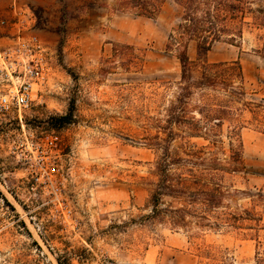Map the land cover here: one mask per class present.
<instances>
[{
	"label": "rangeland",
	"instance_id": "rangeland-1",
	"mask_svg": "<svg viewBox=\"0 0 264 264\" xmlns=\"http://www.w3.org/2000/svg\"><path fill=\"white\" fill-rule=\"evenodd\" d=\"M124 1L0 0V97L24 80L26 57L48 67L19 117L0 113V264H254L264 258V199L252 203L264 197V28L213 44L203 60L222 66L208 76L226 80L202 86L194 44L187 80L169 48L172 2L147 19L120 12ZM45 135L66 169L54 192L26 179L20 156ZM186 154L214 161L231 208L261 221L174 229L168 198L150 219L158 163Z\"/></svg>",
	"mask_w": 264,
	"mask_h": 264
},
{
	"label": "trees",
	"instance_id": "trees-1",
	"mask_svg": "<svg viewBox=\"0 0 264 264\" xmlns=\"http://www.w3.org/2000/svg\"><path fill=\"white\" fill-rule=\"evenodd\" d=\"M174 7L176 24L168 35L169 48L174 49L181 67V78L190 77V61L187 56L189 45L194 44L201 63L202 86L222 84L223 77L208 76L212 67L221 64H207L203 59L212 45L219 42L233 44L242 36L245 26L253 25L264 28V0H170ZM160 0H131L120 3V12L130 9L140 18L152 19L159 11ZM250 20L248 23L246 20ZM225 40V41H224ZM240 75V67L235 63ZM221 76V75H220ZM220 78V79H219ZM64 120H68L65 117ZM178 156L162 159L157 169L160 173L158 185L150 195V219L156 220L164 213L159 209L163 198H168V226L187 228L194 219V226L199 229L214 231L239 229L244 221L258 224L261 217L249 210H233L229 200H233L232 185H220L219 171L214 161ZM232 172L241 166L239 155L233 153ZM254 204L263 203L264 197L256 195ZM225 264V262H222ZM254 264H264V258L256 253Z\"/></svg>",
	"mask_w": 264,
	"mask_h": 264
},
{
	"label": "built area",
	"instance_id": "built-area-1",
	"mask_svg": "<svg viewBox=\"0 0 264 264\" xmlns=\"http://www.w3.org/2000/svg\"><path fill=\"white\" fill-rule=\"evenodd\" d=\"M13 13L16 7L12 4L10 7ZM39 54H46L39 44L36 46ZM23 59L20 68L23 70L24 80L18 85H12L6 94L0 97V113L8 115L13 111L18 113L32 102L34 86L41 88L47 78V62L44 59ZM22 164L25 166L26 179L33 186L45 188L51 185L54 192L59 180L66 176V169L61 160V147L57 137L45 135L38 143L31 145L28 153H21ZM69 212V211H68ZM64 218V214H62Z\"/></svg>",
	"mask_w": 264,
	"mask_h": 264
}]
</instances>
